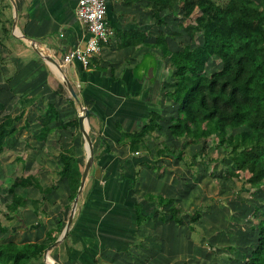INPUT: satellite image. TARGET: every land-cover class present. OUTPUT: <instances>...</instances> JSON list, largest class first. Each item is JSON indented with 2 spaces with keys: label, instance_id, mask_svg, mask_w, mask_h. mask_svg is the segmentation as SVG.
<instances>
[{
  "label": "crops",
  "instance_id": "obj_1",
  "mask_svg": "<svg viewBox=\"0 0 264 264\" xmlns=\"http://www.w3.org/2000/svg\"><path fill=\"white\" fill-rule=\"evenodd\" d=\"M77 3L78 0H0V114L11 112L15 115L18 110H24L21 124L25 119L30 124L27 129H22L26 131L25 137H29L25 146L30 157L24 164L36 168L35 176L43 186L55 184L52 193L44 200L48 214V202L53 203L51 208L56 211L53 218L63 213L60 202L68 201L64 181H60L56 173L60 167L59 152L73 147L84 167L87 144L79 128L77 130L73 125H55L48 129L38 121L48 104L54 105L58 121L73 120L79 114L77 103L65 88L61 72L44 54H50L59 61L63 75L75 88L82 105L97 114L90 115L88 127L94 148L93 161L73 217L76 213L78 215L83 202L89 201L93 208L88 209L86 215L96 213V224L91 226V231L77 229V235L61 240L48 251V260L62 264H159L160 259H165L166 264H216L212 259H217L216 254L222 251L217 246L228 245L220 242L221 230L218 228L217 236L208 232L214 242L212 252L198 241L191 240L188 227V232L183 231L182 225L171 221L159 224L154 218L137 225L134 213L127 209L136 200L142 203L143 208L146 207L148 213L151 212V202L146 197L153 189L164 195L172 193L171 197L178 200L180 192L177 190L182 188L179 178L186 170L182 163L170 157L155 159L151 135L147 136L146 149L134 154L122 141L126 132L141 130L149 111L157 104L163 105L162 111L169 105L168 97L154 96L157 90L164 95L166 81L155 88L157 75L151 81L140 62L141 57L151 52L150 48L119 45L118 34L126 30L145 29L146 40H151L152 21L143 8L145 2L105 0L109 41L101 44L100 50L91 56L87 68H82L77 61L62 62L66 52L84 47L88 37L85 24L76 17ZM22 36L37 41L43 54L36 53ZM43 131L47 133L45 139L38 137ZM151 162L158 167L157 172L151 171ZM27 175L34 174L24 176ZM130 183L133 190L128 194ZM171 187L174 190H170ZM26 191L28 199L40 197L37 192L29 197L31 189L23 193ZM99 201L106 206L97 210ZM183 201L181 199L180 206H184ZM24 209L26 217L20 216V223L26 221L30 227L21 228L19 235L23 236L29 230V236L27 232L17 242L46 241L47 231L54 235L56 222L50 225V215L41 218L32 213V207L24 206ZM10 228L12 231L13 224ZM68 247L76 249V253L68 251Z\"/></svg>",
  "mask_w": 264,
  "mask_h": 264
},
{
  "label": "trees",
  "instance_id": "obj_2",
  "mask_svg": "<svg viewBox=\"0 0 264 264\" xmlns=\"http://www.w3.org/2000/svg\"><path fill=\"white\" fill-rule=\"evenodd\" d=\"M125 1H144L143 8L158 29L151 40H146L145 29L120 32V47H149L157 56L154 69L166 67L171 72L170 81L166 83L168 88L164 92V96L169 99L166 110L162 111L157 107L151 109L141 130L126 132L122 141L134 154L140 149H146L147 136L151 135L155 153L161 159L163 149L170 150L169 146L160 141L162 131L170 139H182L183 143L215 136L216 145L222 147L225 152L223 159H226L225 162L229 165L228 176L245 170L248 172L245 181L252 190L251 193H264V0ZM194 12L197 14L190 20ZM168 17L176 21V26L166 32L161 26L169 25ZM212 58L219 60L220 67L211 74H206L205 66ZM154 78L153 71L151 81ZM90 110L91 115L97 116L93 109ZM23 115L22 109L15 115L11 112L0 114V153L19 130L29 127L27 119L23 124H17ZM58 120V113L52 104H48L44 115L38 118L43 128L69 124L77 130L79 128L77 117L68 121ZM46 136L47 133L43 131L38 137L45 139ZM106 146L108 149V145ZM180 149L178 154L172 157L173 160L182 159L184 149ZM59 165L56 172L58 179L64 181L68 191V205L64 204L63 214L67 213L68 216L69 204L77 193L83 167L73 147L59 152ZM188 165L193 166L190 157L187 167ZM54 188V183L43 186L35 175L15 176L7 186L6 199H2L0 194V202L4 203L6 209L2 213L3 216L14 225L28 201L35 216H49L47 208L44 207V200ZM28 189L35 190L40 197L28 199L27 191L23 193ZM128 190V194L132 192V183L129 184ZM146 199L151 202L150 214L140 201L135 200L133 205L129 204L127 207L134 213V223L137 225L156 215H159L162 222L169 220L183 225L186 215L187 227L192 231L193 223L202 217L198 211L184 213L173 197H164L158 202L151 199V195ZM98 204L97 210L106 206L104 202L101 204V201ZM90 208L93 206L89 201L83 202L66 239L77 235V229L93 230L91 226L96 224L98 217L96 213L86 215ZM254 211L258 212V208H254ZM65 221L62 215L58 217L57 232L52 235L47 231L46 241L17 242L6 241L2 237L4 233H11V225H4L0 220V264H46L43 261V252L57 239ZM248 230L245 235L254 237V241L242 244L245 241L240 243L237 239L240 246L235 241L229 244L224 248L229 252L227 259H242L243 264H264V210L258 212L256 221L250 223ZM75 250L68 247V251L73 254L76 253ZM233 262L237 264L236 261Z\"/></svg>",
  "mask_w": 264,
  "mask_h": 264
},
{
  "label": "rangeland",
  "instance_id": "obj_3",
  "mask_svg": "<svg viewBox=\"0 0 264 264\" xmlns=\"http://www.w3.org/2000/svg\"><path fill=\"white\" fill-rule=\"evenodd\" d=\"M196 14L197 12H194L190 20H192L196 16ZM167 21L169 22L168 26H163V27L161 26V28H163L166 32L171 27L175 28L176 26V21L172 17H168ZM185 21L189 22V20H185ZM157 29L158 27L156 25H151V33L154 34V35L152 34L153 37L157 33ZM140 62H142V66L144 68L146 76H148L149 69L153 68L154 75L155 76L157 75V81H158L155 88L160 87L161 83L164 80L166 81L165 83L170 81L169 73L171 71L169 69L167 70V68L165 67V69H160L159 73L158 70L156 71L154 69V66L156 65L157 62V56L154 51H151L150 53L141 57ZM219 67H220L219 60L216 58H212L206 64L204 72L206 74H211ZM166 85L165 87L167 89L168 86ZM155 95H157V97L159 98L164 97V95H162L161 90L159 91L157 90V94H154V96ZM152 96L151 98L154 99V97ZM156 107L158 109H162L163 105L159 103L156 105ZM22 121L23 118L19 122H17V124H21ZM25 132L26 131L22 130L20 134L15 135L10 140V143L8 145L9 147L8 146L5 147L4 151L0 153V194L2 196V199H4L3 197L5 196L7 197L6 194L7 186L9 183L12 182L13 177L24 176L28 173L37 175V172H35L36 168L34 166L29 167L28 165L26 166L24 164L26 163V160L30 157L29 152L27 151V148L25 146V141H27L26 140L27 138L29 140V137L27 138L25 137ZM152 140H151V145L154 146ZM160 141H163L167 146H169L170 150H172L173 152L172 153L169 149L164 148L161 154L166 158L170 157L172 159V157H175V155H177L178 152L181 150L180 148L184 149L182 153V159L177 160L179 163H182V165H184L186 169L183 175L181 176L182 178L181 177L179 178V180L182 183V188L177 190V192H180L178 194L180 196L179 199L177 200V204L180 205L181 204L180 201L182 199L184 200L182 202L184 206L181 205V209L184 213L190 214L193 213L194 211H198L201 212L202 215V217L198 222L193 223L194 229L191 232L187 231L188 217L185 215L186 222L182 225L184 227L183 231L186 230L190 235V237L192 236L193 239L191 238V240L198 241L199 244H203L205 247H208L212 252L215 249L214 247H212V245L214 246V242L213 240H211V238H209V235L215 233L214 235L217 236L218 234L217 232L219 230H221V232L219 231L220 235L218 236L220 242H226L225 244L228 245L231 244L233 241H235L236 243H238L239 241L240 243L242 241H245L242 242V244L250 243L254 241L255 238L252 236H246L245 232L249 231L248 227L250 226V223L253 224L256 221L258 212L264 210V193H262V191L251 193L252 190L249 189V186L245 181V177L248 176V172L245 170L237 171L236 174H234L233 176H228L229 165L225 162L226 159H223V157H225V152L222 147H218L216 145L215 136L209 137L207 139L201 138L199 141H195V142L192 141V142L183 143L182 139H180V141L170 139L168 136H166V133L162 131V135L160 136ZM153 148L155 150V147ZM153 154H154V158L157 159L158 155L156 153ZM163 156H161V158H164ZM189 157L191 160V165L193 164L192 167H189V165L187 167V162L189 163ZM18 158H20V160ZM151 169H152L151 171L154 172L158 171V167L152 164V162H151ZM171 174H173V171L171 172ZM171 188L172 189L170 190H174L173 187ZM156 190L157 189H153L151 190V193H149L151 195V199L155 200L156 202H158L160 199L164 197L171 198L172 196V193H170V195L169 194L164 195ZM35 194H36L35 191H32L31 189V191L28 193V196L32 197ZM58 196L59 195H57V198ZM65 202L68 205V201L64 200L63 203L60 202V204L63 205L62 207L63 209ZM48 204H49L48 210L50 211L49 215L52 217V215H54L56 211H53L54 208H51L53 203L48 202ZM69 205H70V209H69L70 212L72 202ZM78 205L79 204L77 203L76 209H78ZM25 206L31 208L29 201L26 203ZM254 208H258V212L254 211ZM5 211L6 209L4 207V203L0 202L1 223L4 225H11V222H9L6 219V217H4L2 214ZM26 213L27 212L24 209L19 214L22 217H26ZM61 215L62 218H65V220H67L68 217L67 213L66 214L61 213ZM61 215L59 214L58 216H55V218L52 217V221L50 220L49 222L50 225H53V223L56 222L58 217ZM40 217L42 218L43 215H41ZM154 219L158 220L159 224L164 223L160 220L159 215L154 216ZM32 220L35 219L33 218ZM166 221L168 222L169 220H165V222ZM15 222L16 223L13 225L10 234H8V232L6 234L5 233L2 234V237L6 241L9 240L19 241L20 237H24L25 235H27V232L29 236V230L25 231L23 236L19 234H21L20 233L21 228H26V225L30 227V225L26 221L25 223L24 222L20 223L21 222L20 219H17ZM172 222L173 221H171V223ZM209 231L210 234L208 233ZM56 232H57V228L54 227L53 233L56 234ZM223 236L224 238L221 239V237ZM227 246H219V245L217 246L220 247L222 251L219 254L218 253L216 254L217 259H212L214 263L230 264L232 261H236L237 264H243L242 259H226L229 256V252L227 251V249L224 251V248H226ZM238 246H240L239 243ZM151 250L154 251L155 248L152 247ZM138 258L143 259L141 257ZM130 260L132 261V259ZM146 260L147 259H145V262ZM160 260L161 261L159 262V264H166L165 259H160ZM55 262L60 263L57 260H55Z\"/></svg>",
  "mask_w": 264,
  "mask_h": 264
},
{
  "label": "built area",
  "instance_id": "obj_4",
  "mask_svg": "<svg viewBox=\"0 0 264 264\" xmlns=\"http://www.w3.org/2000/svg\"><path fill=\"white\" fill-rule=\"evenodd\" d=\"M76 17L85 24L88 37L84 47L66 52L62 62L77 61L82 68H87L91 56L100 50L101 44L109 41L105 0H78Z\"/></svg>",
  "mask_w": 264,
  "mask_h": 264
},
{
  "label": "water",
  "instance_id": "obj_5",
  "mask_svg": "<svg viewBox=\"0 0 264 264\" xmlns=\"http://www.w3.org/2000/svg\"><path fill=\"white\" fill-rule=\"evenodd\" d=\"M22 38H24V39L29 41L31 47L33 48V50L36 53H38V54L42 53V51L38 47L39 45H38L37 41H35V40L31 39V38L25 37V36H22ZM43 56H45L46 59H48L53 64H55L56 67L59 69V71L61 72L62 78H63V83L65 85V88L69 92L70 96L77 103V106H78V109H79L78 126H79V130L82 133V135H83V137L85 139V142L87 144L86 161L84 163V167H83V170H82V173H81V177H80V182H79V186H78V189H77V193H76V195H75V197L73 199L72 207H71L70 213L68 215L67 221L65 223L64 229H63V231L61 233V236L58 239H56L53 243H51L43 252V258L45 260V263L47 264V262H48L47 261L48 251L51 250L53 247L57 246L60 243V241L63 240L66 237L67 232L69 231V229L71 227L72 220H73V217H74V213L76 211L78 197H79V195H80V193H81V191L83 189V186H84L86 178H87V174L89 172V169H90L92 161H93L94 148H93V142L91 140V137H90V134H89V130H88L91 110L88 109L87 107L83 106L82 103L80 102V100H79V98L77 96L75 88L73 87L71 82L68 80V78L65 75H63V71H62V68H61V65H60L59 61H57L50 54H44ZM152 76H153V68H150L149 72H148V77L151 78ZM48 264H60V263H57V262L52 260V262L49 261Z\"/></svg>",
  "mask_w": 264,
  "mask_h": 264
},
{
  "label": "bare ground",
  "instance_id": "obj_6",
  "mask_svg": "<svg viewBox=\"0 0 264 264\" xmlns=\"http://www.w3.org/2000/svg\"><path fill=\"white\" fill-rule=\"evenodd\" d=\"M47 260H48V258H47ZM49 262V261H48Z\"/></svg>",
  "mask_w": 264,
  "mask_h": 264
}]
</instances>
